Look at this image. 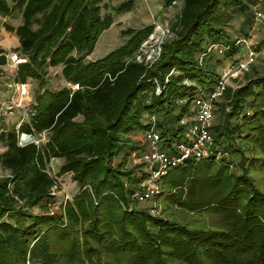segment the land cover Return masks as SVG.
Returning <instances> with one entry per match:
<instances>
[{
	"label": "trees",
	"instance_id": "obj_1",
	"mask_svg": "<svg viewBox=\"0 0 264 264\" xmlns=\"http://www.w3.org/2000/svg\"><path fill=\"white\" fill-rule=\"evenodd\" d=\"M105 6V0H0L1 15L18 11L23 18L17 27L6 23L20 39L16 50L30 60L19 66L17 81L44 83L49 67L62 65L68 84H80L34 96V114L21 131L45 134L40 146H20L16 126L0 133L6 148L0 164L9 171L0 177V264H264V73L254 65L244 84L227 87L214 126L229 158L172 168L161 179L158 214L139 202L125 207L147 176L142 164L126 165L142 149L150 117H157L165 141L181 137L179 124L194 98L217 86L218 66L239 52L228 25L248 3L183 0L170 24L173 36L151 66L136 54L154 24L124 29L125 43L86 59L114 22ZM133 6L126 0L114 10ZM214 44L227 47L224 58L209 51ZM2 53L0 47V65L7 61ZM53 158H63L59 175L71 173L79 187L60 211H51Z\"/></svg>",
	"mask_w": 264,
	"mask_h": 264
},
{
	"label": "built area",
	"instance_id": "obj_2",
	"mask_svg": "<svg viewBox=\"0 0 264 264\" xmlns=\"http://www.w3.org/2000/svg\"><path fill=\"white\" fill-rule=\"evenodd\" d=\"M257 16L264 18L262 11H257ZM162 35L160 41L163 43V37L167 30L158 26ZM1 38V35H0ZM147 40L142 44L141 49L136 54V59L139 62H145L151 66L161 55V47L154 56L145 54L148 44ZM240 42V41H239ZM238 42V43H239ZM247 44L248 52L245 57L238 61H232L226 64L221 72V76L217 86L210 92L200 91L194 98L192 112L180 121L182 127L181 137L174 141H165L161 129L157 126V117L152 115L149 119L151 127L144 133V145L141 150L135 153L137 164L143 165V170L147 176L129 197L125 207L131 210L135 203L144 204L146 202L155 201L156 197L161 192V179L163 176L177 166H180L190 159L200 160L210 156H216L217 159L229 158V154L219 144L214 133L216 124V110L218 102H221L227 87L231 86V81L238 76L249 72L252 66L257 61V53L248 43V39L243 40ZM217 49L219 53H223L227 47L214 44L211 49ZM144 52V53H143ZM6 57V65L13 70V80L10 87L13 89L9 100L5 103H0V118L3 116H12L16 110L19 113V119L16 123V129L19 134L18 144L26 146L30 143L41 145L45 135L38 138L30 133L21 131V126L26 122L29 116L34 112L31 110L32 102H24L21 96H28L30 85L28 81H17L19 66L28 63L29 57L19 51L11 50L2 53ZM0 65V76L1 68ZM68 86L73 90L80 89L79 83H69ZM157 92H160L158 88ZM158 211L156 205L151 209Z\"/></svg>",
	"mask_w": 264,
	"mask_h": 264
},
{
	"label": "rangeland",
	"instance_id": "obj_3",
	"mask_svg": "<svg viewBox=\"0 0 264 264\" xmlns=\"http://www.w3.org/2000/svg\"><path fill=\"white\" fill-rule=\"evenodd\" d=\"M126 0H105L106 6L103 9V14L111 13L114 17L113 24L106 29L100 36L94 51L87 56V60H96L106 56L112 50L121 46L125 43L127 37L123 36L122 31L127 28L139 29L145 27L149 24H154V31L147 39L148 44L146 47L145 54L154 56L159 50V47L173 36L170 24L176 19V16L179 14L182 4L180 0H177L176 3L171 5V7L165 8L163 6V0H133L134 6L132 10L125 12H117L114 10L115 6ZM248 3L249 8L245 13L236 12L233 19L231 20L230 25H228V30L233 39L237 40L239 46V52L232 59H224L222 65L218 66L219 73L222 72L223 68L229 62H234L242 59L246 56L248 52V47L243 40L248 39V43L252 46L254 51L257 53V61L254 64L255 70L259 73H264V18L257 16V11H262L264 14V0H244ZM20 12H14V18L12 19L13 23H17L20 20L15 15H18ZM2 19H0V22ZM6 24V22L4 23ZM158 26H161L164 30H167L165 36L163 37V43L160 41V36L162 35ZM146 40V41H147ZM145 41V42H146ZM240 41V42H239ZM239 42V43H238ZM16 50V49H15ZM144 53V52H143ZM214 55L222 59L224 55L219 52H213ZM214 60V59H213ZM212 60V61H213ZM253 75V70L245 73L244 75L235 77L231 82V86L236 88L241 84L246 82L247 75ZM33 81V82H31ZM189 82V81H188ZM31 87L33 86V94L36 95L39 90L43 88H49L52 90H58L65 86H68V82L64 79L62 75V65L51 66L48 69V73L45 76V82L41 83L38 80L30 79ZM34 83V84H32ZM222 102V101H221ZM218 102L216 110V123L220 119V104ZM8 117V122L6 118ZM16 119H13V116H3L0 118V129L9 130L15 127ZM2 132V131H1ZM0 132V133H1ZM45 135V134H44ZM39 137L43 139V136ZM47 137L45 136V142ZM4 142L0 139V153L5 150ZM63 158H53L48 165V169L52 176L55 178V183L52 187V194L55 195L56 202L51 207V211H60L67 200H72L74 196L79 192V187L74 181L71 173L59 175L60 167L63 163ZM137 165L135 153L127 162V167H132ZM235 170V169H234ZM9 173L0 164V177L5 176ZM152 209L157 207L156 201L146 202L142 204ZM158 211H152L153 214H158L161 210V206L157 207ZM34 212H41L40 207H34Z\"/></svg>",
	"mask_w": 264,
	"mask_h": 264
},
{
	"label": "crops",
	"instance_id": "obj_4",
	"mask_svg": "<svg viewBox=\"0 0 264 264\" xmlns=\"http://www.w3.org/2000/svg\"><path fill=\"white\" fill-rule=\"evenodd\" d=\"M181 3H183V0H180ZM171 7V6H170ZM14 13L12 15H8V16H3L0 14V19H2V21L0 22V47L3 49V52H10L11 50H15L17 47L20 46V39L18 37V35L13 32V31H8L6 29V24H4L5 22L8 24H11L14 27L19 26L20 24H22L23 22V18L21 13H19L17 16L18 18L20 17V20L17 23H13L12 19L14 18ZM17 51V50H15ZM13 76V70L8 67L6 64H4L1 68V76H0V103H5L9 100L11 93H12V88L10 87V85L12 84V77ZM32 79V78H30ZM30 79H28V83L30 85V92L28 94V96H21V99L24 100V102H33L34 100V94L32 93L33 91V86L31 87V83H30ZM35 80V79H32ZM33 82V81H31ZM34 84V83H32ZM13 119H16V122L19 119V113L15 110L13 113ZM8 119V117L6 118V120ZM8 122V120H7ZM16 125V124H15ZM4 131L3 128L0 129V132Z\"/></svg>",
	"mask_w": 264,
	"mask_h": 264
}]
</instances>
